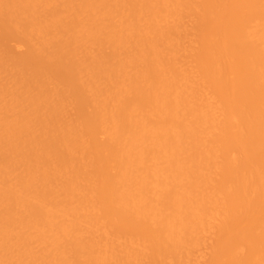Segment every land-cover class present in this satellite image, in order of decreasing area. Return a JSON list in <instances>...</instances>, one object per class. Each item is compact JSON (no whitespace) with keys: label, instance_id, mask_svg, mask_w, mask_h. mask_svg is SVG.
I'll use <instances>...</instances> for the list:
<instances>
[{"label":"bare ground","instance_id":"obj_1","mask_svg":"<svg viewBox=\"0 0 264 264\" xmlns=\"http://www.w3.org/2000/svg\"><path fill=\"white\" fill-rule=\"evenodd\" d=\"M0 26V264H264V0H0Z\"/></svg>","mask_w":264,"mask_h":264},{"label":"rangeland","instance_id":"obj_2","mask_svg":"<svg viewBox=\"0 0 264 264\" xmlns=\"http://www.w3.org/2000/svg\"><path fill=\"white\" fill-rule=\"evenodd\" d=\"M0 27H1V26H0ZM2 31H3V29H2V27H1V28H0V32H2ZM1 35H2V39H0V43L3 42V32H2V34H0V36H1ZM0 38H1V37H0ZM6 42H7V41H5V43H6ZM8 43H9V42H7L6 44H8ZM11 43H13V42H10L9 45H10ZM15 44H16L15 42H14V45L11 44V45L13 46V48H14ZM9 45H8V46H9ZM11 45H10V47H11ZM11 48H12V47H11ZM15 48H16V47H15ZM16 50H17V49H16ZM14 51H15V50H14ZM16 52H17V51H16Z\"/></svg>","mask_w":264,"mask_h":264}]
</instances>
